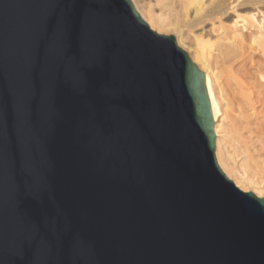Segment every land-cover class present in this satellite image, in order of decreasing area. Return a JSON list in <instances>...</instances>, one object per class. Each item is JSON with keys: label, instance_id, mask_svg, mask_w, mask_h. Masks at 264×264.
I'll list each match as a JSON object with an SVG mask.
<instances>
[{"label": "water", "instance_id": "1", "mask_svg": "<svg viewBox=\"0 0 264 264\" xmlns=\"http://www.w3.org/2000/svg\"><path fill=\"white\" fill-rule=\"evenodd\" d=\"M179 43L132 0H0V264H264Z\"/></svg>", "mask_w": 264, "mask_h": 264}, {"label": "bare ground", "instance_id": "2", "mask_svg": "<svg viewBox=\"0 0 264 264\" xmlns=\"http://www.w3.org/2000/svg\"><path fill=\"white\" fill-rule=\"evenodd\" d=\"M132 2L139 14L150 19V28L159 29L161 32L174 31L180 41L179 46H183L185 50L190 49L191 45H188L191 34L201 44L191 56L206 75L215 120L217 163L234 184L244 189L250 188L253 193L263 195L264 187H260V183L247 171L248 159L250 158V161L252 159L250 149L246 148L245 160L240 167L234 157L237 151L236 144L240 143L239 139H242L244 134L242 136L239 134L241 131L234 126L235 124L227 127L225 121L228 120V115L230 117L228 111L235 105L237 107L235 112L238 114L234 111L233 114L238 116V120H242L244 129L252 127L254 120L252 118L262 122L261 126L264 123V90L259 91L260 86L255 85L256 79L253 80L254 85L251 84L253 81L250 82L259 76L258 79L264 85V0H132ZM180 20L186 22L184 23L186 25L182 24L183 29L174 28ZM186 27L187 30L184 29ZM250 31L252 34L249 33L250 36H247L246 33ZM216 51H219V57L224 56L223 60L231 64L228 73L231 82L235 84V93L230 95L231 98L234 96L232 100L226 95L211 66ZM256 53L261 56V61L256 59L259 62L255 60ZM235 63L241 64L240 70H233ZM249 64L250 67L256 68V73H252ZM254 73L256 76L253 75ZM234 86L232 85V89Z\"/></svg>", "mask_w": 264, "mask_h": 264}, {"label": "rangeland", "instance_id": "3", "mask_svg": "<svg viewBox=\"0 0 264 264\" xmlns=\"http://www.w3.org/2000/svg\"><path fill=\"white\" fill-rule=\"evenodd\" d=\"M149 1V0H148ZM180 21H181V23H180ZM179 21V23H178V25L177 26H174V28L176 27L177 29L179 28H181V29H183L182 28V26H184V25H186V24H184V23H186V22H182V20H180ZM182 24H184V25H182ZM185 30H187V27L186 28H184ZM249 33L250 34H252L251 33V31L250 32H247L246 33V35L247 36H250L249 35ZM189 45L188 46H190V49L189 48H186V50H187V52H188V55L190 56V58L192 59V56L191 55H194L195 54V49L196 48H198V47H200L201 46V44H199L197 41H196V39H195V36L193 35V34H191L190 35V40H189ZM181 49H184L183 48V46H179ZM185 50V49H184ZM255 53V52H254ZM214 54H215V52H214ZM213 54V55H214ZM216 55V56H215ZM214 55V58L211 60V66L213 67V69H214V71H215V73H216V75H217V77H218V80H219V83L222 85V87H224V89H225V91H226V95L230 98V100H232L233 99V97L231 98V96L233 95V93H235V91H234V88H235V84H234V82L232 81L231 82V78H229V71H230V66L229 65H231V64H229V63H226V61H224L223 59H224V56H221V57H219V51L217 52L216 51V54ZM254 57H255V60L256 59H258L259 61H261V59H260V55L258 54L257 55V53L256 54H254ZM221 60H223V61H221ZM257 61V60H256ZM259 61H257V62H259ZM226 63V64H225ZM236 64V65H235ZM233 66V70L234 71H238V69L240 70L241 69V64L240 63H235ZM198 65V64H197ZM249 67H250V64H249ZM235 68H236V70H235ZM251 69H252V73L253 72H255L256 71V68H252V67H250ZM229 69V70H228ZM255 69V70H254ZM254 70V71H253ZM256 73V72H255ZM255 73L253 74L254 76H256L255 75ZM258 74V73H257ZM259 75V74H258ZM259 78V76L256 78H254V79H252L250 82H252L253 80H255L256 79V81H255V85H258V86H260L259 88H260V90L259 91H263L264 90V85L262 84V81H260V79H258ZM258 81V82H257ZM260 82V83H259ZM251 84H253L254 85V81L251 83ZM232 85L234 86L233 87V89H232ZM263 87V88H262ZM232 89V90H231ZM257 90H258V87H257ZM231 95V96H230ZM263 99V98H262ZM264 100V99H263ZM234 109V110H233ZM236 109H237V107L235 106V105H233V108L230 110V111H228L229 113L228 114H230V117H229V115L227 116V118H228V120L229 121H231V123L227 120V121H225L226 123H227V127L229 126V125H234V126H236V128L237 129H240V133L239 134H241V136L243 137H241L242 139H244L245 138V140H242V139H239L240 141V143L237 145L236 144V148H237V151H236V154H235V160H236V162H237V164L239 165V167L241 166V165H243V163H244V160H245V154H244V152L246 151V148H248V150L250 149V157L252 158L251 159V161H250V158L248 159L249 161L247 162V165H248V169H247V171H248V174L251 176V177H253L255 180H257L259 183H260V187H264V123L262 124V126L260 125L262 122H260V121H258V120H256L255 118H252V127H250V129H251V131H250V129H244V125H242V120H238V116H236V114H238V113H236L237 111H236ZM233 111H234V113H236L235 115L233 114ZM236 111V112H235ZM233 116V117H232ZM236 117H237V119H236ZM229 118H231V119H229ZM233 118H234V120H233ZM236 119V120H235ZM235 121H236V123H235ZM229 122V123H228ZM234 122V123H233ZM237 122H238V124H237ZM239 122H240V124H239ZM261 126V127H260ZM246 127H248V126H246ZM260 127V128H259ZM252 129H253V131H252ZM247 130V131H246ZM256 130V131H255ZM249 131H250V133H249ZM248 132V133H247ZM252 132V133H251ZM257 132V133H256ZM256 133V134H255ZM262 133V134H261ZM247 134V135H246ZM251 135V136H250ZM245 136V137H244ZM250 136V137H249ZM260 137H263L262 139H263V141H262V139L260 138ZM247 138V139H246ZM255 138V139H254ZM260 139V140H259ZM242 140V141H241ZM253 140V141H252ZM255 140V141H254ZM250 142V144H249V142ZM257 141H259V142H257ZM245 145H244V144ZM256 143V144H255ZM248 147H247V146ZM243 146V148H241L240 149V147H242ZM245 146V147H244ZM251 146V147H250ZM253 146L255 147V148H253ZM250 192H252L251 190H250ZM255 194V193H254ZM263 196H264V193H263Z\"/></svg>", "mask_w": 264, "mask_h": 264}]
</instances>
